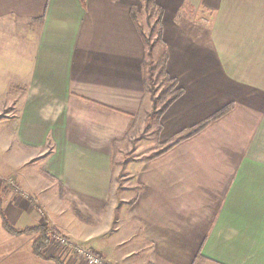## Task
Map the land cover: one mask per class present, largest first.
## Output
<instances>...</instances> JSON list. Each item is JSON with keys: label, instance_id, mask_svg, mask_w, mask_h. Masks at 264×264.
<instances>
[{"label": "crops", "instance_id": "1", "mask_svg": "<svg viewBox=\"0 0 264 264\" xmlns=\"http://www.w3.org/2000/svg\"><path fill=\"white\" fill-rule=\"evenodd\" d=\"M155 2L183 90L162 141L228 110L132 160L129 202L114 149L153 112L140 0H0V264H88L4 219L115 264H264V0Z\"/></svg>", "mask_w": 264, "mask_h": 264}, {"label": "trees", "instance_id": "2", "mask_svg": "<svg viewBox=\"0 0 264 264\" xmlns=\"http://www.w3.org/2000/svg\"><path fill=\"white\" fill-rule=\"evenodd\" d=\"M146 1L147 7H149L150 11V32L148 35H146L144 33L143 27H141V34L146 45L145 68L147 70V89L153 101V112L150 115V118L153 115L156 116L155 120L158 124H160L162 129L160 120L163 114L170 107V105L181 96L183 90L178 86V80L171 77L166 69V64L169 56L165 47V42L163 40V30L161 24L163 15L162 8L157 5L155 0ZM133 17L136 19V9H133ZM159 79H162V81L164 82V89H162L160 93L157 94L158 90L156 84ZM227 110L228 108H224L213 116L198 123L194 127L181 132L167 142L168 144L164 148L162 153L168 151L181 141L198 133L199 131L207 127L211 122L221 117L224 113H226ZM0 211L2 213L1 207ZM4 224L5 227L13 234L37 233L39 237L33 244V250L37 254V256L47 258V249L51 245L52 235L53 233H55L53 228L49 226H37L23 231H18L14 227H12L6 219H4ZM52 259L56 262V264H64L59 258L53 257Z\"/></svg>", "mask_w": 264, "mask_h": 264}, {"label": "rangeland", "instance_id": "3", "mask_svg": "<svg viewBox=\"0 0 264 264\" xmlns=\"http://www.w3.org/2000/svg\"><path fill=\"white\" fill-rule=\"evenodd\" d=\"M140 5L143 12L141 17V25L143 26L144 33L148 35L150 32L149 24H151V22L149 23V21H151L149 17V7H147L146 0H140ZM156 87L158 90L157 94L160 93L162 89H164V82L162 79L158 80ZM155 119L156 116H151L144 127L142 126L139 130L134 131L132 134H130V137L127 138L126 142L121 143L114 149V157L117 159V162L114 165L117 174V193L115 192L116 194L113 196H116V198H129V202L132 201V174L131 170H129L131 161L136 159H145L151 155L162 153L168 144L167 141H162L161 126L156 122ZM121 187L125 189H121ZM108 261L110 264H115L113 261Z\"/></svg>", "mask_w": 264, "mask_h": 264}, {"label": "built area", "instance_id": "4", "mask_svg": "<svg viewBox=\"0 0 264 264\" xmlns=\"http://www.w3.org/2000/svg\"><path fill=\"white\" fill-rule=\"evenodd\" d=\"M52 241H55L59 245L67 246L70 245L74 248L76 255L84 260L88 264H110L108 259L102 257L98 252L90 247L79 245L72 242L67 236L59 233H53Z\"/></svg>", "mask_w": 264, "mask_h": 264}]
</instances>
